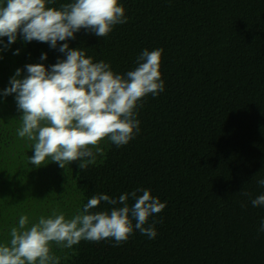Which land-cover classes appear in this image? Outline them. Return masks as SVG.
I'll list each match as a JSON object with an SVG mask.
<instances>
[{"label": "trees", "instance_id": "trees-1", "mask_svg": "<svg viewBox=\"0 0 264 264\" xmlns=\"http://www.w3.org/2000/svg\"><path fill=\"white\" fill-rule=\"evenodd\" d=\"M118 3L126 23L101 38L81 29L66 42L120 74L137 66L142 50L163 49L165 88L143 99L139 133L120 147L102 141L105 155L86 170L78 161L62 169L50 158L31 165L32 142L17 135L22 113L15 94L3 96L17 68L22 78L26 64L47 68L65 58L58 51L63 42L51 48L19 34L10 45L2 38L8 46L0 45V243L10 242L21 215H28L29 226L53 210L70 218L93 195L118 198L146 188L166 202L149 218L157 222L155 239L134 230L118 246L112 239L82 240L72 249L53 243L59 264H264L258 231L264 205L251 203L264 194L256 183L264 177V0ZM111 207L101 201L90 211Z\"/></svg>", "mask_w": 264, "mask_h": 264}, {"label": "clouds", "instance_id": "clouds-1", "mask_svg": "<svg viewBox=\"0 0 264 264\" xmlns=\"http://www.w3.org/2000/svg\"><path fill=\"white\" fill-rule=\"evenodd\" d=\"M53 3L0 0V45H4V37L8 45L15 42L18 34L24 42L36 40L51 48L63 42L58 51L65 57L47 68L42 63L26 64L22 78V70L17 68L3 96L15 94L17 110L22 113L17 135L32 142L31 165L38 168L50 158L62 169L78 161L79 169L86 170L96 164L98 156L105 155L102 141L120 147L139 133L137 115L143 99L149 94L155 97L165 88L159 71L163 49L142 50L133 70L116 73L110 63L93 62L83 48H70L66 41L75 39L74 33L81 29L98 38L107 37L114 26L127 22L123 5L118 0H71L58 8L49 6ZM40 59H46V54L42 53ZM256 183L264 188V177ZM241 195L250 197L251 193ZM129 199L134 201L131 206ZM101 201L113 207L90 211ZM251 203L254 207L264 205V194ZM165 207L166 202L152 196L149 189L137 188L118 198L104 193L93 195L70 218L53 210L29 226L28 215H21L18 226L10 230V242L0 243V264H59L61 257L51 251L53 243L61 249H72L82 240L112 239L113 246H118L134 230L155 239L157 222L149 224V218ZM258 231L264 233V220ZM71 255H76L75 251Z\"/></svg>", "mask_w": 264, "mask_h": 264}]
</instances>
